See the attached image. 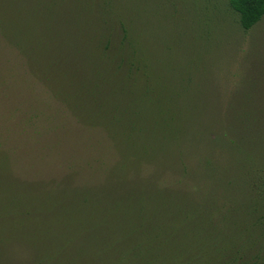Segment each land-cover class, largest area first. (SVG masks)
<instances>
[{
  "label": "trees",
  "instance_id": "trees-1",
  "mask_svg": "<svg viewBox=\"0 0 264 264\" xmlns=\"http://www.w3.org/2000/svg\"><path fill=\"white\" fill-rule=\"evenodd\" d=\"M226 1L235 21L151 39L109 0H0V36L114 155L36 186L0 161V264H264V0Z\"/></svg>",
  "mask_w": 264,
  "mask_h": 264
},
{
  "label": "rangeland",
  "instance_id": "rangeland-1",
  "mask_svg": "<svg viewBox=\"0 0 264 264\" xmlns=\"http://www.w3.org/2000/svg\"><path fill=\"white\" fill-rule=\"evenodd\" d=\"M110 4L119 15L131 18L135 32L151 39L158 34L168 36L178 32L183 37L191 34V29L183 25L188 15L196 19L209 13L214 21L221 16L232 22L236 19L226 0H109ZM169 21L180 22V26ZM214 31L219 35L218 29L213 28ZM183 45L180 41L174 46L167 63L180 59ZM0 142V152L7 153L0 161L17 179L9 180L25 186H36L30 184L32 181L37 185L47 182L50 174L46 175V171L60 175L68 167H74L75 160H99L100 153H106L105 161L114 157L104 133L79 124L28 71L21 55L1 36ZM6 182L0 180V194L5 191Z\"/></svg>",
  "mask_w": 264,
  "mask_h": 264
}]
</instances>
